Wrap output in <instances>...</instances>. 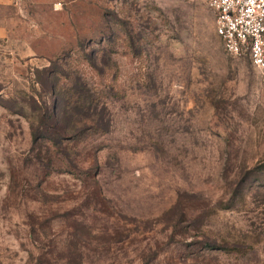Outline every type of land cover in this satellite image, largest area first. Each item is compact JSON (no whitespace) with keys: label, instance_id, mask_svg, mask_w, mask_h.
Wrapping results in <instances>:
<instances>
[{"label":"rangeland","instance_id":"374dc122","mask_svg":"<svg viewBox=\"0 0 264 264\" xmlns=\"http://www.w3.org/2000/svg\"><path fill=\"white\" fill-rule=\"evenodd\" d=\"M18 1L0 0V264H264V69L225 52L207 0ZM55 60L106 130L34 143Z\"/></svg>","mask_w":264,"mask_h":264},{"label":"trees","instance_id":"16d2710c","mask_svg":"<svg viewBox=\"0 0 264 264\" xmlns=\"http://www.w3.org/2000/svg\"><path fill=\"white\" fill-rule=\"evenodd\" d=\"M95 66L94 62H91ZM71 75L57 60L36 70L37 82L53 96V106H43L32 125L34 143L49 140L55 146L70 138L79 137L90 129L106 130L107 125L97 113L98 105L85 94V83L80 76L71 77L68 87L61 83ZM87 90V89H86Z\"/></svg>","mask_w":264,"mask_h":264},{"label":"built area","instance_id":"2783aa9c","mask_svg":"<svg viewBox=\"0 0 264 264\" xmlns=\"http://www.w3.org/2000/svg\"><path fill=\"white\" fill-rule=\"evenodd\" d=\"M225 52L264 69V0H207Z\"/></svg>","mask_w":264,"mask_h":264},{"label":"crops","instance_id":"0c3cea01","mask_svg":"<svg viewBox=\"0 0 264 264\" xmlns=\"http://www.w3.org/2000/svg\"><path fill=\"white\" fill-rule=\"evenodd\" d=\"M8 2L14 4V5H17L19 4V1L18 0H8ZM17 6H15V8H17Z\"/></svg>","mask_w":264,"mask_h":264}]
</instances>
